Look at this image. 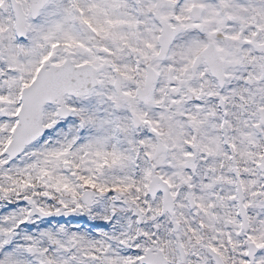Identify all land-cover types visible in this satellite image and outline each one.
I'll return each instance as SVG.
<instances>
[{"label": "snow or ice", "instance_id": "6c2138e0", "mask_svg": "<svg viewBox=\"0 0 264 264\" xmlns=\"http://www.w3.org/2000/svg\"><path fill=\"white\" fill-rule=\"evenodd\" d=\"M0 264H264V0H0Z\"/></svg>", "mask_w": 264, "mask_h": 264}]
</instances>
